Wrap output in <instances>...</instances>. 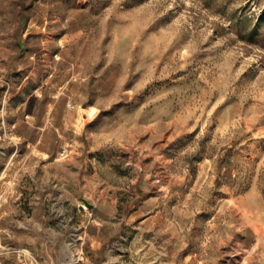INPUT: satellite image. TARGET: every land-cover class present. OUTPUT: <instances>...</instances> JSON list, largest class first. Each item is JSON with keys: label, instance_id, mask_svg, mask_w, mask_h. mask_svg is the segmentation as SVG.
Returning <instances> with one entry per match:
<instances>
[{"label": "rangeland", "instance_id": "1", "mask_svg": "<svg viewBox=\"0 0 264 264\" xmlns=\"http://www.w3.org/2000/svg\"><path fill=\"white\" fill-rule=\"evenodd\" d=\"M9 264H264V0H0Z\"/></svg>", "mask_w": 264, "mask_h": 264}, {"label": "built area", "instance_id": "2", "mask_svg": "<svg viewBox=\"0 0 264 264\" xmlns=\"http://www.w3.org/2000/svg\"><path fill=\"white\" fill-rule=\"evenodd\" d=\"M5 251L0 248V264H9L5 260Z\"/></svg>", "mask_w": 264, "mask_h": 264}]
</instances>
